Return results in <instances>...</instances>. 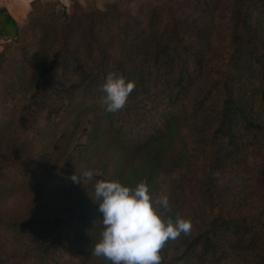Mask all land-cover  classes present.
<instances>
[{
  "label": "trees",
  "instance_id": "1",
  "mask_svg": "<svg viewBox=\"0 0 264 264\" xmlns=\"http://www.w3.org/2000/svg\"><path fill=\"white\" fill-rule=\"evenodd\" d=\"M0 37V264H110L96 180L191 220L162 264H264V0H33ZM109 73L135 82L115 113Z\"/></svg>",
  "mask_w": 264,
  "mask_h": 264
},
{
  "label": "clouds",
  "instance_id": "2",
  "mask_svg": "<svg viewBox=\"0 0 264 264\" xmlns=\"http://www.w3.org/2000/svg\"><path fill=\"white\" fill-rule=\"evenodd\" d=\"M135 89V82L123 75L109 73L100 88L101 103L108 112L122 110ZM89 170L73 175L76 183L92 182ZM214 178L219 172L213 173ZM95 201L99 203L103 229L92 255L110 264H162L161 251L169 241L192 229L190 219L178 214L175 219L170 198L165 193L154 194L146 181L128 186L119 180H96ZM167 217V218H166Z\"/></svg>",
  "mask_w": 264,
  "mask_h": 264
},
{
  "label": "crops",
  "instance_id": "3",
  "mask_svg": "<svg viewBox=\"0 0 264 264\" xmlns=\"http://www.w3.org/2000/svg\"><path fill=\"white\" fill-rule=\"evenodd\" d=\"M31 1L33 0H0V8L13 18L18 26H21L27 19V14L31 9ZM64 5H67V0H59ZM3 41V37H0Z\"/></svg>",
  "mask_w": 264,
  "mask_h": 264
},
{
  "label": "rangeland",
  "instance_id": "4",
  "mask_svg": "<svg viewBox=\"0 0 264 264\" xmlns=\"http://www.w3.org/2000/svg\"><path fill=\"white\" fill-rule=\"evenodd\" d=\"M81 3L82 6H84L85 8H103L106 3L108 2H113V1H118V3L123 6V7H128L129 9H134L135 6L137 5V3L141 0H77ZM62 3V2H60ZM67 5H64L65 6V9L66 11L70 12L71 11V3H72V0H67ZM63 4V3H62ZM58 8H60V6H58ZM163 181V180H162ZM161 181V182H162ZM164 186L167 185V181L165 180L164 183H162ZM23 199H19V198H15V199H12V200H9L6 202V206H9V207H17L19 206L20 204L22 205V201Z\"/></svg>",
  "mask_w": 264,
  "mask_h": 264
}]
</instances>
